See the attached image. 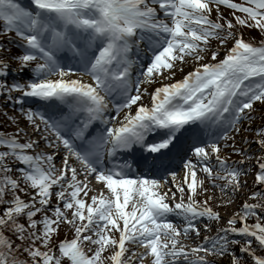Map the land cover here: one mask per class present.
<instances>
[{
    "label": "snow or ice",
    "instance_id": "snow-or-ice-1",
    "mask_svg": "<svg viewBox=\"0 0 264 264\" xmlns=\"http://www.w3.org/2000/svg\"><path fill=\"white\" fill-rule=\"evenodd\" d=\"M0 97V264H264V0H0Z\"/></svg>",
    "mask_w": 264,
    "mask_h": 264
},
{
    "label": "rangeland",
    "instance_id": "rangeland-1",
    "mask_svg": "<svg viewBox=\"0 0 264 264\" xmlns=\"http://www.w3.org/2000/svg\"><path fill=\"white\" fill-rule=\"evenodd\" d=\"M244 35L245 37H256L259 38V32L256 29H246L244 31ZM213 44H215V40H213ZM13 51H17V49H13ZM11 66H15V62H12ZM27 71V70H26ZM180 74L177 73V76H179ZM8 105V104H7ZM258 111H259V105H258ZM245 124H247V121L244 122ZM260 124V117L259 115L253 120V125L251 129H244L241 131V133H238L236 135V143L241 146V147H246L248 142L252 139V137L254 136V128L256 125ZM16 125L12 122H10L8 119H6L5 117H3L0 114V128H3L5 130H9L10 128H14ZM231 135V133H230ZM242 136H246L248 138V140H242L241 137ZM229 144H231V141H229ZM256 145L253 144L252 147ZM225 151H228L227 149H225ZM232 156H234L236 159H239L240 156L239 154L236 153H232ZM253 170H255V165H252ZM245 178V177H244ZM246 179H248V184L249 186L252 184V175L251 173H249V175L246 177ZM251 202V201H250ZM61 235H63L65 232L68 233V235H71V232L68 230L67 226L62 225L61 229H60Z\"/></svg>",
    "mask_w": 264,
    "mask_h": 264
},
{
    "label": "bare ground",
    "instance_id": "bare-ground-1",
    "mask_svg": "<svg viewBox=\"0 0 264 264\" xmlns=\"http://www.w3.org/2000/svg\"><path fill=\"white\" fill-rule=\"evenodd\" d=\"M213 15H215V13L213 12ZM3 97H0V100H2ZM9 105H11L12 107H14L16 110H19V107L16 104H13L11 102L7 103ZM13 104V105H12ZM11 107V108H12ZM5 110H6V114H5ZM0 114L5 117L7 119V116H15L11 110L9 106H5V104L3 106H0ZM22 116V115H21ZM15 124V123H14ZM40 147L43 148L45 147L42 143L40 144ZM253 148H255V146H253ZM247 167V165H245ZM179 173L182 174V168L181 170L178 171ZM179 179V177H178ZM242 179H244V177H242ZM248 180V179H247ZM247 187V186H246ZM217 195H219V193H217ZM245 198V190H242L240 193H238L235 197H233V199H235L237 202L240 200H243ZM214 203V202H213ZM215 206V205H214ZM223 215H227L229 210H234V206H229L228 208L225 207H219L218 209ZM207 222V221H205Z\"/></svg>",
    "mask_w": 264,
    "mask_h": 264
}]
</instances>
